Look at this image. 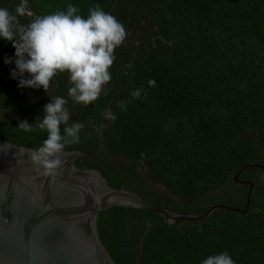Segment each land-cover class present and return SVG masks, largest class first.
Returning a JSON list of instances; mask_svg holds the SVG:
<instances>
[{
	"label": "trees",
	"instance_id": "1",
	"mask_svg": "<svg viewBox=\"0 0 264 264\" xmlns=\"http://www.w3.org/2000/svg\"><path fill=\"white\" fill-rule=\"evenodd\" d=\"M7 1L0 7L14 12L19 1ZM70 4L83 16L98 4L114 17L119 5L116 19L127 34L140 19L124 0H29L35 15ZM130 6L146 22L141 30L154 27L155 46L150 40L123 43L115 50L108 92L91 104H76L77 114L101 130L104 142L100 157L76 165L100 171L112 188L124 187L178 214L204 213L210 207L201 205L233 185L235 176L251 183L252 190L246 213L218 209L203 221L174 226L144 210L110 208L97 217L104 247L115 264H201L223 251L235 264H264V181H259L264 172V0H131ZM5 41L0 38V47ZM12 70L0 58V72L11 76ZM153 79L156 85L149 87ZM70 86L66 72L47 92L20 88L18 78L0 81V141L42 146L45 131L25 133L17 125L26 120L35 129L43 106L53 96L68 98ZM135 89L141 95L134 99ZM80 107L98 110L84 114ZM106 110L115 121L103 118ZM64 150L92 154L97 139L83 126L79 143ZM141 169L169 195L150 189ZM238 187L239 200L223 205L244 210L250 186Z\"/></svg>",
	"mask_w": 264,
	"mask_h": 264
},
{
	"label": "water",
	"instance_id": "2",
	"mask_svg": "<svg viewBox=\"0 0 264 264\" xmlns=\"http://www.w3.org/2000/svg\"><path fill=\"white\" fill-rule=\"evenodd\" d=\"M130 11L140 17L133 9ZM142 22L141 19L124 42L134 35ZM8 42L6 40L0 47V58L4 63L11 56L4 51ZM11 60L6 64L14 70L15 63ZM16 80L0 72V81L11 83ZM108 90L109 84L99 98ZM76 104L74 101L69 103L71 117L92 131L97 139V150L92 154L64 150L61 166L54 175L45 176L34 170L28 150L36 149L0 141V264H115L97 228L98 215L113 207H129L160 215L169 226L203 221L218 209L246 213L252 190V184L246 181H241L250 186L244 210L221 204L200 214H178L156 206L124 187H110L96 169L79 168L77 161L100 157L104 142L101 130L77 114ZM260 168L264 170V167Z\"/></svg>",
	"mask_w": 264,
	"mask_h": 264
},
{
	"label": "clouds",
	"instance_id": "3",
	"mask_svg": "<svg viewBox=\"0 0 264 264\" xmlns=\"http://www.w3.org/2000/svg\"><path fill=\"white\" fill-rule=\"evenodd\" d=\"M79 11L70 4L66 10L34 15L29 0H20L14 12L0 7V38L10 41L15 49V69L10 74L18 78V87L42 88L47 92L58 74L66 72L69 76L68 98L53 96L43 106V118L35 129L26 120L17 125L25 133L36 129L47 133L42 146L28 150L34 170L45 176L54 175L60 168L66 146L80 141L83 125L76 121L69 123V100L88 105L100 97L112 79L110 68L115 50L127 36L124 25L100 5L90 7L87 16ZM23 17L29 18V22L22 23ZM10 62L11 58L5 61ZM148 85L155 87L156 81L149 80ZM140 95V89L131 92L134 99ZM120 107L125 110L126 102L122 101ZM102 115L106 120L116 119L110 110ZM201 264H235V261L228 251H223L207 256Z\"/></svg>",
	"mask_w": 264,
	"mask_h": 264
},
{
	"label": "flooded vegetation",
	"instance_id": "4",
	"mask_svg": "<svg viewBox=\"0 0 264 264\" xmlns=\"http://www.w3.org/2000/svg\"><path fill=\"white\" fill-rule=\"evenodd\" d=\"M0 1H2V3H4L6 0H0ZM19 2H20V0H18ZM125 1V4H126V6L129 8V10L130 9H132L131 8V6H130V1L131 0H124ZM6 4H11V0H8L7 1V3ZM117 4V3H116ZM118 13H119V5H116V7H115V9H114V14H115V17L117 16L118 17ZM137 16V15H136ZM116 17V18H117ZM139 17V16H138ZM141 19L143 20V18L140 16V19H139V22L141 21ZM28 20H29V18H28ZM128 21H129V23H130V21H131V19L130 18H128ZM139 22H138V24H139ZM128 23V24H129ZM137 24V25H138ZM146 24V22L143 20V22H142V24H141V26L139 27V29L134 33V35L129 39V40H127V41H125V42H123V43H127V42H130L129 44L131 45V46H137V45H139V43L142 41V40H150L151 41V43H152V45L153 46H155V38L152 36V32H151V30L154 28V27H152V26H150V25H147L146 27H145V29L146 30H141L142 28V26L143 25H145ZM136 25V26H137ZM135 26V27H136ZM134 27V28H135ZM6 53H9V54H11V56H9V58H11V59H13L14 61H15V49L12 47V45H10V46H8V49L5 51ZM2 63H4L3 61H2ZM5 65H7L6 63H4ZM8 66V65H7ZM128 66V65H127ZM110 87V86H109ZM96 110H98L97 108H92L91 107V110H85V108L84 107H80V111H81V113H84V114H88L89 113V111H96ZM72 118V117H71ZM241 181H245V180H243V179H240V178H238L237 176H235L234 178H233V180H232V182H231V184H233V185H235V186H239V185H245V184H243V183H241ZM259 181H261V178H260V180ZM226 187L227 186H224L223 188H221L220 190H218V191H224V189H226ZM218 191H216V192H218ZM240 196H241V190L239 189V187H238V189H237V191L234 193V194H232L231 195V199L233 200V201H238L239 200V198H240ZM229 198V199H230ZM220 205V204H219Z\"/></svg>",
	"mask_w": 264,
	"mask_h": 264
},
{
	"label": "rangeland",
	"instance_id": "5",
	"mask_svg": "<svg viewBox=\"0 0 264 264\" xmlns=\"http://www.w3.org/2000/svg\"><path fill=\"white\" fill-rule=\"evenodd\" d=\"M139 173L144 181V183L152 190H156V191H160L165 195H169L168 192H166L162 187L157 186V185H153L147 175L145 170H139ZM261 181H264V172L261 174ZM238 187L235 185H229L226 187V189H224V191H218L215 194L216 195H212L207 201H205L201 206L202 208L205 207H211V206H215V205H221L223 203H225L232 194H234L237 191ZM176 202H178V200L175 198L174 199ZM136 257H137V251L135 253Z\"/></svg>",
	"mask_w": 264,
	"mask_h": 264
}]
</instances>
